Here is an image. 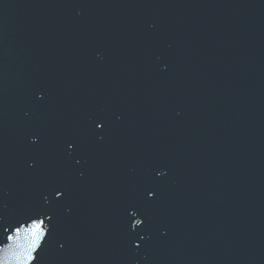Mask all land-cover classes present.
Masks as SVG:
<instances>
[{
    "label": "water",
    "instance_id": "obj_1",
    "mask_svg": "<svg viewBox=\"0 0 264 264\" xmlns=\"http://www.w3.org/2000/svg\"><path fill=\"white\" fill-rule=\"evenodd\" d=\"M0 264H264V0H0Z\"/></svg>",
    "mask_w": 264,
    "mask_h": 264
}]
</instances>
